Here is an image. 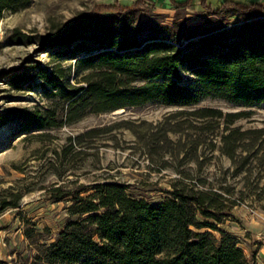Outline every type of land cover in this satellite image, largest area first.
<instances>
[{
    "label": "rangeland",
    "instance_id": "374dc122",
    "mask_svg": "<svg viewBox=\"0 0 264 264\" xmlns=\"http://www.w3.org/2000/svg\"><path fill=\"white\" fill-rule=\"evenodd\" d=\"M202 1L23 0L2 13L0 264H31L74 219L69 212L74 201L102 183L124 185L128 197L150 204L170 199L176 188L186 194L207 193L218 208L208 211L220 222L189 204L196 221L214 224L235 239L248 264L260 263L264 104L244 107L210 95L182 107L151 102L102 114L86 111L68 123V104L43 78L56 70L64 89L84 86L85 74L77 73L75 60L57 57L46 43L84 27V39L91 43L101 37L96 21L104 22L115 41L129 37L142 43L158 37L183 44L193 34L238 30L247 18L214 12L225 0H206L211 12L201 7ZM259 30L264 31V24ZM17 74L28 80L12 85ZM181 77L182 83L192 80ZM13 110L44 116L53 112L60 126L24 132L11 120ZM198 232L220 238L208 228Z\"/></svg>",
    "mask_w": 264,
    "mask_h": 264
},
{
    "label": "trees",
    "instance_id": "16d2710c",
    "mask_svg": "<svg viewBox=\"0 0 264 264\" xmlns=\"http://www.w3.org/2000/svg\"><path fill=\"white\" fill-rule=\"evenodd\" d=\"M21 1L0 0V18ZM201 7L212 11L206 0ZM214 12L247 18L238 30L193 34L183 44L158 37L142 43L129 37L115 41L102 21L95 22L101 37L91 43L83 36L86 27L47 41L46 47L56 50L57 57L75 60L77 73L85 74L84 86L67 90L56 70L43 77L68 104L67 122L86 111L102 114L151 102L182 107L210 95L244 107L263 105L264 31L259 27L264 24V4L225 0ZM182 74L192 80L182 83ZM26 80L25 74L13 75L11 84ZM138 81L142 84L135 85ZM11 112L15 113L11 120L24 132L60 126L53 112L47 116L39 111ZM126 188L96 184L91 195L76 199L69 210L74 219L31 264H248L235 239L214 224L196 221L189 204L203 209V217L220 222L218 215L209 212L218 208L207 193L186 194L176 188L170 199L150 204L128 197ZM203 228L218 232L220 238L199 233Z\"/></svg>",
    "mask_w": 264,
    "mask_h": 264
},
{
    "label": "crops",
    "instance_id": "0c3cea01",
    "mask_svg": "<svg viewBox=\"0 0 264 264\" xmlns=\"http://www.w3.org/2000/svg\"><path fill=\"white\" fill-rule=\"evenodd\" d=\"M261 243H263V244H261L258 248L259 249L258 255H259V258L261 259L259 264H264V241ZM260 259H258V260H260Z\"/></svg>",
    "mask_w": 264,
    "mask_h": 264
}]
</instances>
